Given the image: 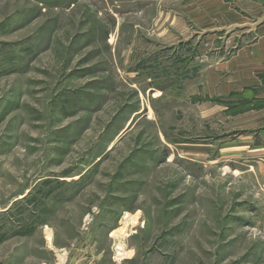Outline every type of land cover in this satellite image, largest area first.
Wrapping results in <instances>:
<instances>
[{
    "label": "rangeland",
    "instance_id": "obj_1",
    "mask_svg": "<svg viewBox=\"0 0 264 264\" xmlns=\"http://www.w3.org/2000/svg\"><path fill=\"white\" fill-rule=\"evenodd\" d=\"M181 4L0 0V264H54L60 249L264 264V178L199 152L227 121L169 102L165 75L155 81L181 36H166L165 16ZM227 39L208 56L237 51Z\"/></svg>",
    "mask_w": 264,
    "mask_h": 264
},
{
    "label": "crops",
    "instance_id": "obj_2",
    "mask_svg": "<svg viewBox=\"0 0 264 264\" xmlns=\"http://www.w3.org/2000/svg\"><path fill=\"white\" fill-rule=\"evenodd\" d=\"M181 1L180 9L165 16L166 36H181L175 35L164 47L172 51L170 57L156 60L155 81L160 82L156 77L165 75L169 102L192 104L204 119L221 116L227 121L229 131L214 135L211 144L199 145V152L206 154L214 148L226 156L225 161L254 162L251 170L264 178V0ZM223 37L228 38L227 44L238 39L237 51L227 57H209L212 42H216L212 40ZM134 41L136 49H145L144 44H148L142 38ZM191 46L196 50L194 56L188 51ZM142 60L138 57L134 64ZM151 90L159 94L156 98L164 91L159 86ZM126 251L128 257L117 260L112 256L107 262L101 257L104 251L97 256L89 252L86 257L85 252V256L75 257L71 249H60L54 253V264H137L136 252ZM146 258L150 264L151 254Z\"/></svg>",
    "mask_w": 264,
    "mask_h": 264
},
{
    "label": "bare ground",
    "instance_id": "obj_3",
    "mask_svg": "<svg viewBox=\"0 0 264 264\" xmlns=\"http://www.w3.org/2000/svg\"><path fill=\"white\" fill-rule=\"evenodd\" d=\"M126 218H128V216H126ZM134 220V219H133ZM120 249H122V247H120ZM120 259H122V258H120Z\"/></svg>",
    "mask_w": 264,
    "mask_h": 264
}]
</instances>
